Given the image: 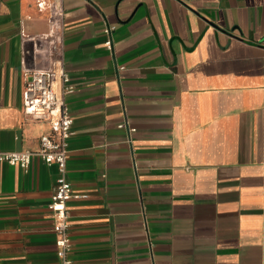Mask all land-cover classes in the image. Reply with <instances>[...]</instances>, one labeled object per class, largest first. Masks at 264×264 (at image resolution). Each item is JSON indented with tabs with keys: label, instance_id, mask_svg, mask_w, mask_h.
<instances>
[{
	"label": "crops",
	"instance_id": "crops-1",
	"mask_svg": "<svg viewBox=\"0 0 264 264\" xmlns=\"http://www.w3.org/2000/svg\"><path fill=\"white\" fill-rule=\"evenodd\" d=\"M57 64L72 264H264V0H0L2 150L51 133L23 93ZM57 178L0 163V264H60Z\"/></svg>",
	"mask_w": 264,
	"mask_h": 264
},
{
	"label": "built area",
	"instance_id": "built-area-1",
	"mask_svg": "<svg viewBox=\"0 0 264 264\" xmlns=\"http://www.w3.org/2000/svg\"><path fill=\"white\" fill-rule=\"evenodd\" d=\"M115 30L114 25H108L104 30L107 36L105 46L111 52H113L112 34ZM123 69L120 68V70ZM25 77L24 112L34 121L49 123L51 133L41 137L40 148L37 151L8 152L0 148V163L19 166L26 171L34 160H41L49 166L57 167L58 178L49 208L55 220L53 231L57 236V255L60 264H72L68 203L74 198L82 197L74 194L73 187L67 178L73 118L65 98L74 92L75 87L71 84V79L62 64H57L49 70L27 71ZM119 127L127 130L129 134L136 131L127 120L119 124Z\"/></svg>",
	"mask_w": 264,
	"mask_h": 264
}]
</instances>
